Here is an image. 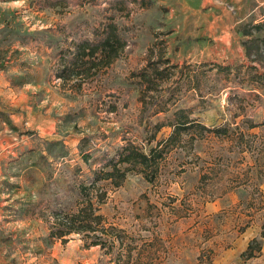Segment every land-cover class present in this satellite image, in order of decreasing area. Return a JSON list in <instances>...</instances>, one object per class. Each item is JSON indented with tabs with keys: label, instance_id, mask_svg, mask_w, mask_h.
Returning a JSON list of instances; mask_svg holds the SVG:
<instances>
[{
	"label": "rangeland",
	"instance_id": "obj_1",
	"mask_svg": "<svg viewBox=\"0 0 264 264\" xmlns=\"http://www.w3.org/2000/svg\"><path fill=\"white\" fill-rule=\"evenodd\" d=\"M126 1L118 3L122 10H114L112 0H61L55 6L46 0H0V160L13 161L12 168L2 162L0 170L12 172L17 181L24 171L29 182L23 195L10 187L0 191V260L264 264V125L248 128L264 121V89L236 88L214 67H198V89L174 93L168 112L141 121L142 92L138 78H132L146 58L158 54L170 58L169 65L214 56L225 60L211 63L250 65L264 73V0ZM107 17L121 30L123 52L79 91L62 88L53 77L62 40L90 35V27ZM246 29L250 35H243ZM251 38L260 45L248 59L243 43ZM178 108L207 127H228L229 134L182 132L155 173L143 176L137 168L116 188L100 182L106 198L99 213L105 226L116 227L120 240L111 244L108 235L94 234L106 241L101 249L88 246L93 234H72L65 242L49 238L51 211L74 212L82 198L78 185L92 176L79 154L82 138L88 139L86 149L97 145L89 151L91 166L98 169L106 159L102 152L113 155L125 141L148 152L155 144L148 142L153 125ZM169 133L163 128L156 139ZM10 193L12 201L6 199ZM252 238L261 251L247 259L241 254Z\"/></svg>",
	"mask_w": 264,
	"mask_h": 264
},
{
	"label": "trees",
	"instance_id": "obj_2",
	"mask_svg": "<svg viewBox=\"0 0 264 264\" xmlns=\"http://www.w3.org/2000/svg\"><path fill=\"white\" fill-rule=\"evenodd\" d=\"M46 1L50 6H55L61 0ZM82 2L95 4V0H82ZM126 2V0H112L111 7L114 10H122L123 7L118 6V3ZM88 33L90 35H80L69 40L64 39L58 47V53L53 64V77L60 81V85L64 89L79 91L87 79H91L119 58L126 46L121 30L112 17H107L98 26L90 27ZM243 35H250V30L243 31ZM259 42L260 40L251 38L243 43L245 56L248 59L251 58L253 50L258 53ZM198 67H214L216 74L224 73L225 79L231 78L233 80L231 82L232 86L236 88L248 87V90L251 91L264 89V73H258L255 66H224L211 62H204L199 65L186 63L169 65L168 59L161 57L154 60L148 59L145 66L132 74V77L136 76L138 78L136 84L142 92L138 97L141 105L139 119L142 121L151 116V113L155 115L168 112L170 105L174 104V93L180 90L187 92L191 89H198L202 77L198 76L199 73L196 71ZM242 71L248 75L247 79H244ZM174 75V80L169 83L168 81ZM163 83L166 85L163 91L165 95L160 92ZM152 91L156 92L157 95H152ZM190 115L191 113L186 109L178 108L167 121L155 123L148 140L149 144L152 142L155 144L146 153L130 141H125L123 145L117 147L113 155L106 156L102 152L106 159L98 169L91 166L89 151L91 148L95 149L97 145L91 143V147L86 149L85 142L88 139L86 137L82 138L79 144V154L86 168L91 170L92 176L87 178L86 183H79V193L82 198L74 212H65L60 209L51 211L49 215L52 220H46L50 223L49 238L60 239L65 242L67 237L72 234H93V239L88 243V246H99L101 249L106 247V241L100 235L94 234L108 235L111 238V244L120 240L116 227L112 225L105 226V217L99 213V206L104 203L106 192L98 184L104 181L116 188L123 183L130 171L137 170V168L143 173V176H147V172L155 173L163 154L179 142L182 132L194 129L196 132H208L218 137L229 134L230 130L226 126L207 127L191 118ZM260 125H264V121L260 124L250 123L248 128ZM163 128L170 129L169 135L159 140L156 139V133ZM191 136L189 138L193 139ZM239 138H242V134H239ZM109 231L110 233H107ZM260 238H264V214ZM260 251L258 239L252 238L241 255L249 259Z\"/></svg>",
	"mask_w": 264,
	"mask_h": 264
},
{
	"label": "crops",
	"instance_id": "obj_3",
	"mask_svg": "<svg viewBox=\"0 0 264 264\" xmlns=\"http://www.w3.org/2000/svg\"><path fill=\"white\" fill-rule=\"evenodd\" d=\"M159 47H157L156 49H158ZM223 48H226V47H223ZM160 51V50H159ZM158 52V51H157ZM158 56L159 57H161V54L159 55L158 54ZM212 58L211 59H203V61L204 60H206V61H204V62H208L207 60H209L210 62H219V61H222V60H225L224 58H217V57H214V56H211ZM161 58H164V57H161ZM225 58H227V57H225ZM166 59H170V58H166ZM147 60H148V58H146V60H145V64H146V62H147ZM151 60H153V59H151ZM229 61H234L235 60V58H229L228 59ZM203 61H191L190 59H184V61H181V60H177V61H175V63L173 62V63H171V64H177V65H181L182 63H186V64H191V65H199L200 63H204ZM193 62V63H192ZM145 64L143 65V66H145ZM170 64V63H169ZM142 66V67H143ZM141 67V68H142ZM141 68H139V69H141ZM138 69V70H139ZM133 78V77H132ZM174 78H175V75L170 79V82H172V80H174ZM2 162H5L4 164V167L6 168V166L8 167V168H12V164H13V161H10V160H5V161H2V160H0V166L2 165L1 163ZM8 162V163H7ZM8 164V165H7ZM6 173L5 174H3L2 175V171L0 170V191H5V192H7L8 191V188L7 187H10V189L13 191V190H17V189H19V191H23V192H20V194L21 195H23L24 194V186H26L27 187V185H28V183L29 182H25V180H24V171H23V173L20 175V181H17V179H16V177H14L13 176V173L12 172H7V171H5ZM2 178L3 179H5V181L4 180H2ZM13 180H16V182L15 181H13ZM10 182V183H9ZM15 182V183H14ZM25 182V183H24ZM14 184H15V188H13L14 187ZM30 196V194H27V196H26V199L28 198ZM8 198V200H10V201H12L14 198L12 197V193H10V194H8V195H6V199ZM22 199H24V196H23V198ZM11 208V207H10ZM13 208V210L14 211H16V210H18V211H21L18 207H12ZM18 208V209H17ZM1 262H3V263H5L6 262V264H9V263H7V258H1V260H0Z\"/></svg>",
	"mask_w": 264,
	"mask_h": 264
}]
</instances>
